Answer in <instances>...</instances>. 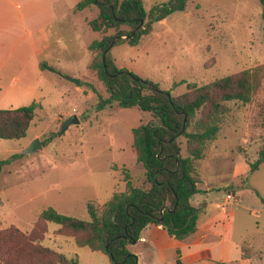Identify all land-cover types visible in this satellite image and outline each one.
<instances>
[{"label":"rangeland","instance_id":"1","mask_svg":"<svg viewBox=\"0 0 264 264\" xmlns=\"http://www.w3.org/2000/svg\"><path fill=\"white\" fill-rule=\"evenodd\" d=\"M144 1L149 10L169 0ZM97 13V8L79 12L85 44L74 57L54 64L56 71L34 76L29 95L20 90L18 96L0 103V108L33 101L42 104L26 137L0 138V159L18 155L0 174V233L4 235L0 237V264H47V258L33 248L39 246L77 258L79 264H111L105 253L78 246L57 223H41L40 214L54 207L89 220L88 201L104 204L115 191L125 188L118 179L123 167L132 171L136 185L143 184L144 169L137 163L133 129L152 116L138 107L121 108L116 103L96 110L98 95L109 96L89 69L93 54L87 45L100 34L91 30L88 20ZM111 54L119 67L158 83L173 96L186 92L188 82L205 84L246 69L252 72L256 83L252 100L246 105L231 103L217 139L198 166L199 188L210 193L217 206L215 211L209 209L206 219H211L209 227L218 238L227 241L225 251L224 242L202 244L204 257L192 264H264V163L249 171V163L264 147L260 0H190L185 11H175L156 23L138 45L120 43L112 47ZM11 84L24 87L20 82ZM72 115L80 122L62 131L63 122ZM36 139L42 147L25 153ZM229 194L233 199L228 200ZM158 261L153 256L152 264Z\"/></svg>","mask_w":264,"mask_h":264},{"label":"trees","instance_id":"2","mask_svg":"<svg viewBox=\"0 0 264 264\" xmlns=\"http://www.w3.org/2000/svg\"><path fill=\"white\" fill-rule=\"evenodd\" d=\"M189 1L155 3L149 10L144 0H80L74 7L75 12L98 9L97 15L88 20L91 30L100 34L99 39L88 45L93 54L89 69L96 73L109 96L98 95L96 110L104 111L116 103L121 108L138 107L152 116L133 129V148L137 163L144 169V179L142 185H136L132 171L123 167L118 179L125 183V188L115 191L104 204L88 201L89 220L48 207L41 212L39 221L57 223L78 246L105 253L111 264H140L130 245L140 240L142 231L150 224L162 225L178 240H187L195 234L199 208L191 199L203 192L199 188V161L217 139L231 103L248 104L256 88L252 72L246 69L205 84L188 82L186 92L173 96L158 83L116 64L112 47L120 43L138 45L152 33L156 23L175 11H185ZM260 2L264 20V0ZM41 67L56 71L47 63ZM41 108L39 101L0 108V138L26 137ZM184 140L186 153H183ZM17 156L0 159V174ZM263 163L264 147L258 158L249 163V171H256ZM0 237L4 235L0 233ZM33 248L47 258V264H79L77 258H69L52 248ZM177 254V264H181L179 250Z\"/></svg>","mask_w":264,"mask_h":264},{"label":"crops","instance_id":"3","mask_svg":"<svg viewBox=\"0 0 264 264\" xmlns=\"http://www.w3.org/2000/svg\"><path fill=\"white\" fill-rule=\"evenodd\" d=\"M79 1L0 0V103L2 99L18 96L20 90L29 95L36 81L34 76L50 70L42 69V63L55 68L54 64L67 56L74 57L83 48L79 12L74 11ZM14 82L24 83V87L9 85ZM209 194L199 193L191 199L199 208V220L197 231L189 239H176L162 225L145 227L140 240L130 245L138 262L152 264L155 256L159 258L158 264H177L179 250L181 264H192L203 259L202 244L224 242V252L227 241L218 238L209 227L211 219H206L211 207L217 209Z\"/></svg>","mask_w":264,"mask_h":264},{"label":"water","instance_id":"4","mask_svg":"<svg viewBox=\"0 0 264 264\" xmlns=\"http://www.w3.org/2000/svg\"><path fill=\"white\" fill-rule=\"evenodd\" d=\"M96 2H98V0H96ZM137 30V29H136ZM135 30V31H136ZM124 38H127L124 37ZM111 49V47H109L106 52H108L109 50ZM72 81H75L77 82L78 84L80 83L77 79H74V78H70ZM80 120L79 118L77 117V115H72V116H69L62 124V131H65L71 124H75V123H79ZM186 122V120H185ZM39 147H42V143L40 141V139H36L26 150H25V153H32L36 150H38ZM180 157V155H179ZM178 162V161H177ZM163 212H164V209L162 210V217H163Z\"/></svg>","mask_w":264,"mask_h":264},{"label":"built area","instance_id":"5","mask_svg":"<svg viewBox=\"0 0 264 264\" xmlns=\"http://www.w3.org/2000/svg\"><path fill=\"white\" fill-rule=\"evenodd\" d=\"M227 198H228V200H229V199H233V195H232V194H229V195L227 196Z\"/></svg>","mask_w":264,"mask_h":264}]
</instances>
